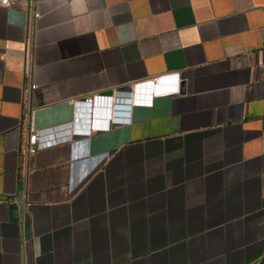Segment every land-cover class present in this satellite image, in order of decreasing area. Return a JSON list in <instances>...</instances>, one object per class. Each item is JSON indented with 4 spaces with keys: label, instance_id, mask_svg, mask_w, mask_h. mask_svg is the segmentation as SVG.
<instances>
[{
    "label": "crops",
    "instance_id": "1",
    "mask_svg": "<svg viewBox=\"0 0 264 264\" xmlns=\"http://www.w3.org/2000/svg\"><path fill=\"white\" fill-rule=\"evenodd\" d=\"M37 10L30 30L0 6V264H264V0ZM150 81L168 90L129 123L38 150L20 180L26 87L46 128Z\"/></svg>",
    "mask_w": 264,
    "mask_h": 264
},
{
    "label": "built area",
    "instance_id": "2",
    "mask_svg": "<svg viewBox=\"0 0 264 264\" xmlns=\"http://www.w3.org/2000/svg\"><path fill=\"white\" fill-rule=\"evenodd\" d=\"M41 1L47 0H0V6L12 9H21L27 18L26 24L31 30L34 27L35 21L40 17V14L37 10V4ZM179 78L180 75L175 74L176 82H179ZM157 79L158 78H155L154 81H157ZM34 88L35 85H29L24 90L23 106L24 113L27 119V136L24 139L19 166V178L23 182H25L28 177L32 159L38 150L48 148L60 144L62 142L73 141L76 138L89 137L93 132H96V130H107L110 126V121H108V123L103 126L96 127L95 124L92 126L91 123H88L87 127L79 128L77 126V128L73 129V127L70 126L69 130H67L68 128H66L69 123L46 128H38L34 125V113L30 108V97ZM167 90L168 88H165V92H167ZM120 95H123L120 91H115L113 97L94 95L86 97L83 100L77 101L75 102V104L84 103L91 105L92 102L97 99V97L114 99L118 98V96Z\"/></svg>",
    "mask_w": 264,
    "mask_h": 264
},
{
    "label": "bare ground",
    "instance_id": "3",
    "mask_svg": "<svg viewBox=\"0 0 264 264\" xmlns=\"http://www.w3.org/2000/svg\"><path fill=\"white\" fill-rule=\"evenodd\" d=\"M161 85L162 84L160 81H150L141 89L138 87L139 85H136L134 90H132L131 92H121V94H123L124 96L120 95L118 96V98L111 99L97 97V99L93 101L91 105L77 103L75 104L77 107L76 109L81 110L82 113H76L74 115L73 121L70 122L68 126H66V128H68L67 130L70 129V126H72L73 129L77 128V126L79 128H83L87 127L88 123H91L92 126L95 124V126L98 127L107 124L108 121H117V123H129L133 106L138 104L151 105L154 95L165 92V89H163V91H157V89L160 88ZM139 90H146L147 94H138Z\"/></svg>",
    "mask_w": 264,
    "mask_h": 264
},
{
    "label": "water",
    "instance_id": "4",
    "mask_svg": "<svg viewBox=\"0 0 264 264\" xmlns=\"http://www.w3.org/2000/svg\"><path fill=\"white\" fill-rule=\"evenodd\" d=\"M114 92H115V91H113V90H108V91H104V92H102L101 95H103V96H109V95L114 94ZM108 113H109V112H108ZM114 122L117 123V121H114Z\"/></svg>",
    "mask_w": 264,
    "mask_h": 264
},
{
    "label": "flooded vegetation",
    "instance_id": "5",
    "mask_svg": "<svg viewBox=\"0 0 264 264\" xmlns=\"http://www.w3.org/2000/svg\"><path fill=\"white\" fill-rule=\"evenodd\" d=\"M114 96V94H112V95H109V97H113Z\"/></svg>",
    "mask_w": 264,
    "mask_h": 264
},
{
    "label": "rangeland",
    "instance_id": "6",
    "mask_svg": "<svg viewBox=\"0 0 264 264\" xmlns=\"http://www.w3.org/2000/svg\"><path fill=\"white\" fill-rule=\"evenodd\" d=\"M77 102V101H76Z\"/></svg>",
    "mask_w": 264,
    "mask_h": 264
}]
</instances>
